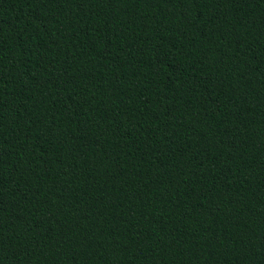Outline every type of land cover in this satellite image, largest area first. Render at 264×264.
<instances>
[{"label":"trees","instance_id":"16d2710c","mask_svg":"<svg viewBox=\"0 0 264 264\" xmlns=\"http://www.w3.org/2000/svg\"><path fill=\"white\" fill-rule=\"evenodd\" d=\"M0 264H264V0H0Z\"/></svg>","mask_w":264,"mask_h":264}]
</instances>
